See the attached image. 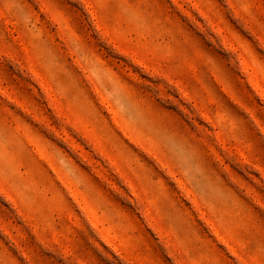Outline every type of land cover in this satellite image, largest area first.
Returning a JSON list of instances; mask_svg holds the SVG:
<instances>
[{
	"label": "rangeland",
	"instance_id": "1",
	"mask_svg": "<svg viewBox=\"0 0 264 264\" xmlns=\"http://www.w3.org/2000/svg\"><path fill=\"white\" fill-rule=\"evenodd\" d=\"M0 264H264V0H0Z\"/></svg>",
	"mask_w": 264,
	"mask_h": 264
}]
</instances>
